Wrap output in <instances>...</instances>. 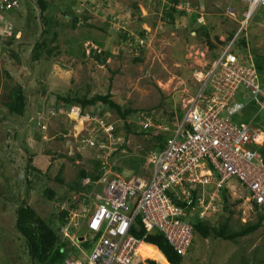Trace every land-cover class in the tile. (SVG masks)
<instances>
[{
  "label": "rangeland",
  "instance_id": "rangeland-1",
  "mask_svg": "<svg viewBox=\"0 0 264 264\" xmlns=\"http://www.w3.org/2000/svg\"><path fill=\"white\" fill-rule=\"evenodd\" d=\"M14 1V8L0 11V36L12 34L10 46L4 42L0 46V264H32L25 240L15 228V210L22 201L41 217H48L62 196L77 198L68 184L80 169L92 173L94 160L102 163L100 177L107 170L123 177L136 175L128 164L132 161L139 166L138 172H150L153 141L144 133H126L124 124L137 130L133 126L137 110H151L157 119H165L184 109L230 44L239 64H248L247 59L255 54L264 57V8L259 7L245 20L246 4L241 0H47L50 6L45 13L57 20L53 26L57 39L49 45H57L58 52L31 60V48L42 37L40 11L35 0ZM168 10L172 20L165 18ZM83 15L88 16L89 25L70 28V18ZM202 26L208 36L202 33ZM52 35L50 32L46 38ZM233 37L234 43L241 40L244 45L233 44ZM258 79L264 88V65ZM15 85L22 86L26 97L22 116L10 113L5 105L7 93ZM87 88L89 96L105 94L109 88L116 103L135 109L124 120L114 111L106 113L107 121L120 130L118 137L103 138L92 119L79 114L78 108L68 113L63 108L52 112L59 108L56 93L82 94ZM242 94L241 88L235 94L237 101L244 99ZM90 136L100 138L94 146L86 143ZM101 139L105 148L100 147ZM29 156L32 162L27 168ZM57 176L63 183L55 179ZM88 182V178L82 180L84 185ZM237 182L232 179V183ZM43 185L56 190L53 200L41 195ZM229 186L231 200L238 198V190L231 183ZM86 197L69 211L76 221L78 218L72 241L76 240L74 232L84 225L78 211L93 199L92 190ZM61 205L68 206L66 201ZM248 207L242 202L234 206L233 228L256 219ZM220 218L219 214L214 216L212 223L217 224ZM144 244L141 257L166 264L159 250ZM83 252L89 254L90 250L75 248L76 257L88 264ZM263 259L264 225L236 241L206 240L196 235L181 264H260Z\"/></svg>",
  "mask_w": 264,
  "mask_h": 264
},
{
  "label": "built area",
  "instance_id": "built-area-1",
  "mask_svg": "<svg viewBox=\"0 0 264 264\" xmlns=\"http://www.w3.org/2000/svg\"><path fill=\"white\" fill-rule=\"evenodd\" d=\"M241 1L246 4L245 20L264 6V0ZM15 4L0 1V9H10ZM230 47L231 44L219 54L198 92L181 110L180 120L167 125L151 121L142 111L135 115L136 124L142 128L152 126L165 136L164 146L151 154L150 172L123 177L107 170L96 181L93 199L78 211L86 232L95 237L89 254L83 252L88 264H136L143 239L130 230L137 217L147 233L163 232L176 253L184 255L193 232L190 223L177 219L186 213L175 200L194 203L188 214L198 212V217H204L220 210L219 187L224 184L229 188L234 178L244 193L239 195L243 203H249L255 215L264 213V154L260 151L264 129L256 122L259 115L264 116V88L253 64H239ZM241 88L244 99L237 101L235 94ZM248 107L253 109L251 114L237 119ZM85 116L92 119L103 138H114L113 123L97 114ZM258 134H263L261 140ZM97 139L100 138L90 136L86 143L94 146ZM105 146L101 139L100 147ZM196 189L201 192L194 196L192 191ZM168 192H173V198ZM77 221L74 213L69 214L68 223L61 228L64 237L76 246L86 239V233L79 236L76 231V240L72 241ZM65 264L83 261L72 255Z\"/></svg>",
  "mask_w": 264,
  "mask_h": 264
},
{
  "label": "trees",
  "instance_id": "trees-1",
  "mask_svg": "<svg viewBox=\"0 0 264 264\" xmlns=\"http://www.w3.org/2000/svg\"><path fill=\"white\" fill-rule=\"evenodd\" d=\"M37 7L39 8V17L42 22L43 28L41 29V35L42 37L40 39H36L34 42L31 51H30V58L31 60H38L43 56V53L45 54V57H48L52 54V52L55 50L58 52V46H50V42L56 41V31L53 30V26L55 22L57 23V20L54 22L53 17L51 14H46V10L49 8L50 4L47 0H35ZM173 3H177V0H172ZM172 9L173 6H171ZM263 7L264 6H260ZM259 8V7H258ZM257 8V9H258ZM256 12V11H255ZM254 12V13H255ZM165 18L173 19V15L171 14L170 10L165 12ZM179 14H183V12H179ZM264 16V14L262 15ZM88 16L83 15L80 18L77 16H72L70 18L69 26L70 28H75L77 24L81 25H89L87 24ZM262 20V18H260ZM202 33L205 36H208V30L204 29L202 26ZM50 32L53 33L52 37L50 39L46 38V35H48ZM144 31H141L140 35H144ZM11 37L12 34L10 33L8 36L1 35L0 41L2 43L4 42L5 46H10L11 44ZM235 41V40H234ZM238 46L244 45V41L237 40L235 42ZM234 43V44H235ZM11 48H9L10 50ZM11 52V51H10ZM101 53V51L99 52ZM12 54L14 55L16 61H18V56L14 54V51H12ZM11 54V56H12ZM82 55H84L83 51L81 52ZM106 55L108 53L106 52ZM95 57L97 60L100 61V63L104 62L105 59H102L100 54H95ZM137 60H141V58H137ZM252 61L254 64V67L259 74L260 69L264 65V57L260 54H255L254 57L252 56ZM77 92L71 94H65L62 95L60 93L55 94V98L59 103V108H54L52 112H56L59 109L63 108L65 112H69L75 108H78L79 114H85V109H88L87 107H92V109H88L87 113L90 116H93L94 114H97L99 117L103 118L106 122V113L108 111H114L120 119H126L127 116L135 112V109L132 108H123L119 103H116L112 99V95L110 93V90L108 88V91L105 94H94L92 96L88 95V88L82 93V94H76ZM7 99L8 101L5 102V105L7 106L10 113H13L18 116H22L24 114L25 105H26V97L24 95V90L21 85H15L7 93ZM96 109V110H94ZM142 112H145V114L151 119L153 122H161L165 124H169L171 119H176L177 121L182 118V111L181 109L171 112L169 118L165 119H157L153 112L151 110H140ZM137 110L135 115L140 112ZM170 121V122H169ZM169 122V123H168ZM257 125L262 127L264 129V116L259 115L256 119ZM137 130H132L131 125L128 123L124 124L126 133H130L131 131H135L137 134L144 133V135L149 136L150 139L153 141V144L151 145L150 149H152L153 152L161 151L164 146V135L158 131L157 129L151 127L148 128H142V126L135 124L133 125ZM119 129L115 126V128L112 131V134L117 137L119 133ZM139 131V132H138ZM260 151L264 154V145L263 147H260ZM28 164L27 168L30 167V164L32 162V158L29 156L27 158ZM95 163V170L92 173H88L85 169H80L78 171L76 179L69 183L68 186L75 190L77 193V198H74L71 200V197L62 196L60 202V205L58 204L52 212V214L48 215V217L43 218L41 217L37 211L27 204L26 200H23L22 203L16 208V221H15V228L18 231L19 235L24 238L27 249H28V256L30 257L32 264H65L66 260L70 256H76L75 254V248H79L81 251L82 249H91L95 237L91 236L89 232H86L85 227L79 229L78 234L79 236H82L83 234H87V238L76 246L72 244L71 242L68 243V239L64 237L62 234L61 228L62 226L66 225L69 220V211L71 208H75L77 203H79L81 200H84L87 198L86 194L91 191L94 186L97 179L102 174V163L98 160H94ZM131 168H134V172H137V174L146 173V171H140L138 172V165L132 161L128 163ZM150 167V164H149ZM32 168V167H31ZM35 169V168H34ZM118 171H122L120 168H116ZM137 170V171H136ZM128 177V176H126ZM88 178L89 182L87 184H83L82 180ZM55 179L63 183V179L60 177H55ZM28 183H30L27 180ZM221 196H222V203L220 210L214 213H207L204 217H198V212L194 213V216H190L188 213L191 212V207L194 205L192 204H186V202H181L176 199L177 205H180L186 215L185 216H179L177 219L185 220L186 222L190 223L192 227L193 232V238L191 239L190 245L187 248V251L184 255L177 254L173 246L168 242L166 236L161 231H155L147 233L145 228L143 227L141 220L139 217L135 219V225L132 226L130 233L134 236L138 237L139 239H143L149 244L154 245L157 247L159 251L165 256L166 261L168 264H181V261L183 259V256H185L187 253H189V250L191 248V245L194 244V239L196 235H199L202 239H219V240H229V241H236L240 237H244L247 235H250L254 233L256 230H258L262 225H264V213H257L254 216L256 219L254 221H245L240 223V225L237 228H233L230 221L232 219V216L235 213L234 206H236L238 203L242 201V198H235L231 200V196L229 194L228 188L222 184L219 187ZM193 192V195L195 196V193H200L201 189H196ZM41 195L45 198H47L49 201L53 200L56 196V190L49 188L45 185H43L41 189ZM168 195L173 198V192H168ZM66 201L68 204L67 207H62L61 202ZM195 200H193L194 202ZM221 217L220 221L217 222V224H213L212 220L214 216ZM141 252V251H140ZM260 264H264V259L261 261H258ZM166 263V264H167ZM136 264H158L152 259L148 258H139Z\"/></svg>",
  "mask_w": 264,
  "mask_h": 264
},
{
  "label": "clouds",
  "instance_id": "clouds-1",
  "mask_svg": "<svg viewBox=\"0 0 264 264\" xmlns=\"http://www.w3.org/2000/svg\"><path fill=\"white\" fill-rule=\"evenodd\" d=\"M1 1V0H0ZM12 1H14V0H2L1 2H12ZM16 2V1H15ZM242 2V1H241ZM16 5V4H15ZM260 7V6H259ZM12 8H14V7H12ZM12 8H10V9H12ZM2 10H9V9H0V11H2ZM233 44H234V37H233ZM1 44H2V41H0V46H1ZM232 49V48H231ZM231 53H233L234 55H236V57H238V55L235 53V52H233V49L231 50ZM247 62H251L252 64H253V61H252V57H251V59H247ZM253 66H254V64H253ZM256 70V69H255ZM257 72V71H256ZM257 76H258V73H257ZM258 81H259V79H258ZM260 83V82H259ZM261 85V84H260ZM242 91H243V89H242ZM252 110L253 109H251L250 107H248V108H246L245 110H243L242 111V114L241 115H243V116H246V115H248V114H251V112H252ZM68 113V112H67ZM85 114H88V113H85ZM84 114V115H85ZM83 116V115H82ZM114 128H115V126H114ZM118 137V136H117ZM237 190H238V192H239V195L240 194H244L243 192H241L240 191V187H238V183H232V182H230ZM228 188V187H227ZM228 191H229V194L231 195V193H230V189L228 188ZM238 198H242V197H238ZM242 204H243V198H242ZM247 203V202H246ZM246 203H244V204H246ZM248 205H250L249 203H247ZM249 208V207H248ZM251 211V210H250ZM245 222V221H244ZM193 238V237H192ZM144 243H147L146 241H144L143 240V243L142 244H144ZM149 246H152L154 249H156V250H158L157 249V247H155L154 245H152V244H149V243H147ZM161 252V251H160ZM87 254V253H86ZM165 257V256H164ZM139 258H146L145 256L144 257H141V255H139ZM138 258V259H139ZM166 259V258H165ZM138 261V260H137ZM166 263H167V261H166ZM168 264V263H167Z\"/></svg>",
  "mask_w": 264,
  "mask_h": 264
},
{
  "label": "bare ground",
  "instance_id": "bare-ground-1",
  "mask_svg": "<svg viewBox=\"0 0 264 264\" xmlns=\"http://www.w3.org/2000/svg\"><path fill=\"white\" fill-rule=\"evenodd\" d=\"M261 134H258V139L260 140V138H262L263 136H261L260 138H259V136H260ZM145 244H140L139 245V247H138V252H140L141 250H142V247L144 246Z\"/></svg>",
  "mask_w": 264,
  "mask_h": 264
},
{
  "label": "crops",
  "instance_id": "crops-1",
  "mask_svg": "<svg viewBox=\"0 0 264 264\" xmlns=\"http://www.w3.org/2000/svg\"><path fill=\"white\" fill-rule=\"evenodd\" d=\"M243 3V2H242ZM253 15V14H252Z\"/></svg>",
  "mask_w": 264,
  "mask_h": 264
}]
</instances>
